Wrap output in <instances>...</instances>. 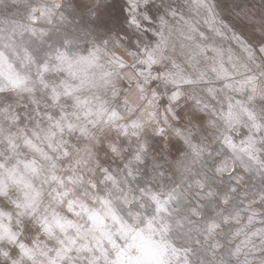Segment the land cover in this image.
Listing matches in <instances>:
<instances>
[{
	"label": "snow or ice",
	"instance_id": "snow-or-ice-1",
	"mask_svg": "<svg viewBox=\"0 0 264 264\" xmlns=\"http://www.w3.org/2000/svg\"><path fill=\"white\" fill-rule=\"evenodd\" d=\"M258 246L264 0H0V264H255Z\"/></svg>",
	"mask_w": 264,
	"mask_h": 264
},
{
	"label": "clouds",
	"instance_id": "clouds-1",
	"mask_svg": "<svg viewBox=\"0 0 264 264\" xmlns=\"http://www.w3.org/2000/svg\"><path fill=\"white\" fill-rule=\"evenodd\" d=\"M49 3H57L58 0H48ZM66 3H68L70 6L75 7L78 4H86V5H94L96 3V0H65ZM173 2H176V0H173ZM64 28H66L68 30V32H72L73 30V23H72V18L69 17L68 18V22L65 23L63 25ZM102 91H106V90H102ZM131 102H135V97L131 96L130 98ZM157 127V124L155 122H152L150 124H145L144 126V132L142 134V142L143 141H147L149 136L153 135L154 129ZM112 135V134H110ZM107 143L108 141L105 139L104 142L102 143H97L96 147H95V152L96 155L103 159L105 157V151L104 149L107 147ZM132 148H135V145H132ZM129 151V146L125 145L124 149L122 150V153L119 157L114 158L116 160V163L118 164H126L127 161L124 158V153H127ZM159 155V154H156ZM175 153H172L171 156L165 155V158L163 160H160L159 163L163 164L165 166V169H167L168 165L173 163V157H175ZM183 155V154H181ZM131 159V158H129ZM149 163L147 165H143L140 167V171L142 172L144 170V167L146 166L149 170V172L152 171V160H153V156H149ZM167 162V163H166ZM135 186V185H133ZM125 213L127 212V209L124 210ZM250 259H253L255 261V264H264V248L261 247H257V250L255 252V254L250 257Z\"/></svg>",
	"mask_w": 264,
	"mask_h": 264
}]
</instances>
